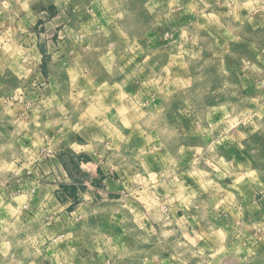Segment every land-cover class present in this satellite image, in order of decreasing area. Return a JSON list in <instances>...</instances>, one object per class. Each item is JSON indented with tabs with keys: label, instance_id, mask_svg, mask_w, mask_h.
I'll return each instance as SVG.
<instances>
[{
	"label": "rangeland",
	"instance_id": "rangeland-1",
	"mask_svg": "<svg viewBox=\"0 0 264 264\" xmlns=\"http://www.w3.org/2000/svg\"><path fill=\"white\" fill-rule=\"evenodd\" d=\"M0 264H264V0H0Z\"/></svg>",
	"mask_w": 264,
	"mask_h": 264
},
{
	"label": "crops",
	"instance_id": "crops-1",
	"mask_svg": "<svg viewBox=\"0 0 264 264\" xmlns=\"http://www.w3.org/2000/svg\"><path fill=\"white\" fill-rule=\"evenodd\" d=\"M40 9H42V12L46 13L47 11L53 12V10H55L57 8L51 9L48 6L44 5V6H41ZM41 13H39V14H41ZM38 69H39L40 73L46 74V75L50 71L49 68H38ZM93 136L94 137L90 138L91 140H87V143L85 145H81L76 139H72L69 136L63 137L64 141L66 143H68V146H70L72 149L77 151V153L74 154V156L72 158L74 160L75 164L78 165L80 163V160L83 159V154H80V152L83 153L84 151H86V152H84V153H86L84 155H85L86 160H87V170H91V169L95 170L96 168L100 167V162L98 160V157L100 155H98L97 151H96V145H97L96 140H95L96 136L95 135H93ZM84 146L87 147V150L84 148ZM106 152H107V150H106ZM255 171L256 170H252L251 171V169H250V172H252V173H254ZM250 172H247V174H250ZM259 177H257V178H259ZM255 179H256L255 177H252L251 181L248 183L249 186H247V187H250L249 188L250 196L248 197L247 204H250L252 206L256 203L255 200L258 199L257 198L258 192H257L256 188H258V186L260 184H262L260 182V180H255ZM66 183H68L67 180H65L64 182L61 181L59 183L58 182L55 183L54 194L55 195H59L60 194V190L59 189L62 186V188L63 189L64 188L67 189V191L69 189L70 190L72 189L74 191V193H73L74 194V198L80 199V196H81V194L83 195V193L81 192V189L79 188L78 184L76 182H73V184L67 185ZM102 183L104 184V188H102V189H103V191H106V195L109 196V197L110 196H117L119 194V191H120L121 187H122L121 181H119V179L111 180L110 177L106 174V172H104V178L102 180ZM101 192H102V190H101ZM236 194L239 196V193H236ZM157 197H159V196H157ZM66 198L67 199L65 200V202H68V201H70L72 199V198L70 199L68 196H66ZM177 214H179V212Z\"/></svg>",
	"mask_w": 264,
	"mask_h": 264
}]
</instances>
